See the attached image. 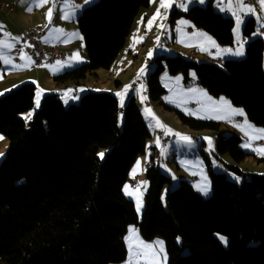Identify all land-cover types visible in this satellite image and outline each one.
<instances>
[{"label":"trees","instance_id":"trees-1","mask_svg":"<svg viewBox=\"0 0 264 264\" xmlns=\"http://www.w3.org/2000/svg\"><path fill=\"white\" fill-rule=\"evenodd\" d=\"M149 1L84 4L76 24L87 59L56 74L54 81H79L109 69L136 14ZM181 16L219 44H234L233 18L217 11L211 0L185 11L172 8L170 23ZM255 26L253 16L242 26L244 57L226 58L221 66L179 53H157L145 81L150 100L174 111L190 129L220 130L219 121L193 117L161 101L164 71L182 74L185 82L192 71L210 94L243 106L247 119L264 128V40L254 35ZM35 92V84L24 81L0 94V133L8 141L0 160V264L121 262L128 225L138 227L144 239L165 240L166 264H264V172L240 166L249 153L238 134L223 133L215 154L236 179L215 172L206 158L212 193L203 197L185 178L171 188L170 174L150 162L138 215L122 187L136 157L145 152L151 130L133 94L120 105L113 92L88 90L77 103L65 105L60 93L48 92L26 117L34 108ZM219 235L227 237L226 245Z\"/></svg>","mask_w":264,"mask_h":264},{"label":"crops","instance_id":"crops-1","mask_svg":"<svg viewBox=\"0 0 264 264\" xmlns=\"http://www.w3.org/2000/svg\"><path fill=\"white\" fill-rule=\"evenodd\" d=\"M208 1L209 0H204V3ZM36 2L37 0H0V41L13 43L15 45L10 51L7 49H0V91H8L24 81L33 82L36 87L34 97L36 106L40 97L48 92H58L64 101L70 100V102H75L84 91L92 89L96 91H109L113 92L117 96L120 105H123L126 98L128 99L131 94H133L136 101V92L139 91L142 92L141 95L143 97L141 96V101L144 102V106L151 108V110L155 112L157 109L151 107L145 97V83H138L134 89L130 86L136 80H140L141 77L145 76V73L151 65V63L148 65L147 61H152L157 53H179L186 57L191 56L195 60L211 59V61L217 64H220L226 58L236 57V55L225 50L235 52L238 47L219 44L211 34L195 26L188 18L181 16L174 23H170L169 14L172 8L175 7L181 11H185L184 8L178 7L177 4L186 3L188 8L189 5L192 4L201 5L199 0H169L172 6L167 10L161 9L160 16L153 21L151 27H148V20L156 13L161 2V0H150L148 6L141 8L136 14L125 44L109 69L96 70L79 81L56 83L54 81V76L56 74L71 69L87 59L82 37L76 24L77 14L82 6L86 4V0H47V3H44L42 7H35L34 5ZM40 2H43V0H40ZM211 2L217 11L233 18L235 23L234 29L236 28V16L233 15V13L239 12L241 24L238 33L233 29L234 42L236 40L245 44L241 31L243 24L250 16H253L255 24L256 21L258 22V30L257 32L255 30L254 35L262 36V38L264 37V32H262V29H264V11H261L260 0H253L252 5L246 4L244 0V4L247 7L243 12H240L239 9L235 7L236 0H231L232 7L230 10H221L229 8L230 0H211ZM11 4L13 6L9 7ZM72 5H78L80 7L74 9ZM29 7L32 8L31 12L26 10ZM50 7L53 9L52 16L50 20H47L45 13ZM249 8L251 9L250 12L248 10ZM65 12L74 13V15L64 19L62 15ZM34 25H43L46 28L42 40L44 48L47 50L49 45L57 44L63 52V57L53 63H44L38 67L32 66L30 46L28 42L22 41V39L24 33ZM21 52H23L24 58H21ZM77 55L80 62H73ZM58 61L61 62V64H70L71 66L61 67V64L57 63ZM13 65L23 67H13ZM161 81L163 83H170L169 87L163 85L166 90L167 100L170 99L169 95L171 94L187 96L189 91H192L191 95L193 97H198L200 99L203 97L205 99L206 103L203 102L202 107L221 106L227 108L229 111L239 110L233 108V105L228 99L219 96H214L215 101H211V97L209 96L210 93L207 89L201 85L194 84L197 80L185 82L182 75L178 77L177 74H175L174 77H168L166 71H164L161 74ZM204 90L207 91L208 95ZM167 91H169L168 94ZM117 93H121L122 95L118 96ZM122 100L123 103L121 102ZM224 102L227 103L225 104ZM175 103L179 104L181 102ZM191 105L192 103L190 107L186 106L184 110H189V112L196 111L197 114L200 115L201 109L196 106L192 107ZM231 116H234L233 118H235V120L236 118L241 119V121H233V119L231 121L234 123L239 122L237 123V127L240 130L237 134L241 137L242 148L249 153L240 163V166L247 171L264 172V154L256 151V149L264 148V139L257 138L256 136V132L260 129L246 122L244 115ZM160 117H162V114ZM162 123L164 132L169 134L170 130L164 122ZM234 131L236 132L237 130L235 129ZM157 138L158 137H156V139ZM7 144V138L0 133V160L5 152ZM245 145H247V147ZM190 149H195V147L192 146ZM149 150V157L151 159L153 153L156 152V144H151ZM201 152L202 155L205 153L202 148ZM145 154L146 150L143 156H145ZM204 157L205 159L209 158L207 154ZM216 159L222 164L221 160L218 158ZM222 159L229 161L227 157L224 156H222ZM143 162L146 167L150 163L145 158H143ZM210 163L214 168L218 167L214 165L211 160ZM184 167L188 170H184L182 174H176L172 182L176 180V177L185 176L187 179H190L197 191L199 187H207L209 190L210 187L209 183L206 182V177L199 174L201 171L197 173L193 167Z\"/></svg>","mask_w":264,"mask_h":264},{"label":"rangeland","instance_id":"rangeland-1","mask_svg":"<svg viewBox=\"0 0 264 264\" xmlns=\"http://www.w3.org/2000/svg\"><path fill=\"white\" fill-rule=\"evenodd\" d=\"M91 4V3H90ZM207 3L203 4H198L200 6H205ZM247 4V3H246ZM89 5V3H88ZM87 6V5H85ZM191 6V5H189ZM255 30L257 32L258 30V22L256 21V26ZM82 37V36H81ZM264 38V37H263ZM82 43L84 46V41L82 38ZM240 45L243 46L244 49V54L241 56H236L233 59H241L245 55V44L243 42H238L235 40L233 46L235 47H240ZM171 54V53H170ZM172 55V54H171ZM170 55V56H171ZM188 58H192L189 56ZM194 59V58H192ZM153 60V59H152ZM198 61H203V62H214L209 60H198ZM153 63L149 66L147 72L145 73V77L150 75L152 69H153ZM220 66L222 65L221 63L219 64ZM168 77H174L175 74H170L166 72ZM182 74L177 73L178 77H181ZM195 81L196 78L194 76V73L191 71L189 74V81ZM196 83V84H195ZM195 85H200L198 81L194 82ZM165 87H169L170 83H163ZM146 91H145V97L147 101L150 103L151 107H154L157 109V111L151 110V108H147L144 106V102L141 101V94L142 92H136V103L138 107L140 108L142 115L145 119V122L149 129L151 130V137L147 140L146 143V154L143 156V154H140L136 157L135 161L130 167L128 177L122 187L123 193L131 198L133 200V203L135 205L136 211L138 215L141 213L143 207H144V198H145V192L147 190V180L145 177V169L146 166H144L143 158H145L148 162H154L156 165L158 164L159 167L161 168L162 172L170 174L172 179H174V176L176 174H182L184 170H188L184 166H190L193 167L197 173L201 171L199 174L203 175L206 177V182L209 183V177L207 175V166H206V159L202 155L201 148L204 150V152L207 154L209 159L213 162L214 165L218 166L217 168H214L212 165V169L217 172H226L228 178L230 179H236L235 176L227 170V168L220 164L217 159L216 155V142L218 141L219 137L223 135V133H236L239 132L240 129L237 127V123L239 122H232L236 121L234 116H231V112L221 106H208V107H202V103L205 102V99L202 97V99L198 97H193L191 95L192 91H189V94L187 96L184 95H179V94H171L170 99L167 100L166 98V92L164 96L162 97L161 101L168 103L170 105H173L175 107H178L182 109L185 113L192 115L193 117H198V118H206V119H211L215 121H219L221 124L220 130H211V129H200V130H193L188 128L186 125L182 124L178 117L176 116L175 112L172 110H167L164 109L163 105L159 104V101H152L149 98L148 94V89L147 85L145 84ZM164 87V88H165ZM202 89V88H201ZM93 90V89H92ZM139 90V88H138ZM203 90V89H202ZM103 91V90H102ZM205 93L207 94V91L204 90ZM5 91H0V94H4ZM169 91H167V94ZM44 95V94H43ZM43 95L40 97L39 101L37 102V106L40 103L41 98ZM208 95V94H207ZM81 96V95H80ZM211 97V101H215L214 96L209 94ZM143 97V96H142ZM224 99V96H219ZM80 98V97H79ZM79 98L75 101L77 103L79 101ZM166 98V100H165ZM127 100V98H126ZM126 100L124 101L123 104H125ZM119 101V100H118ZM175 102H181V103H175ZM65 105L70 104L69 101H64ZM194 104L196 107L201 109L200 115L197 114V112H192L189 110H184L186 106L190 107V104ZM34 105V108L28 112H26L25 116L29 117V113L32 114L33 110L37 107ZM233 108L242 110L244 113V119L246 122L251 123L253 127H258L259 129H264L261 126L255 125L251 121H249L246 117L245 110L243 106L241 105H233ZM162 114V117L160 115ZM231 116V117H230ZM241 121V119H240ZM164 122L167 126V128L170 130V135L175 136V140L167 143V144H162L159 139L157 140V130H163ZM237 130L236 132L234 130ZM168 134V133H167ZM181 137H188L191 140V143H187L183 140H181ZM203 142V143H202ZM156 144V152L153 153V157H149L150 155V150L149 147L151 144ZM194 146L195 149H190V147ZM177 148V149H176ZM221 156L227 157V159L230 161V158L228 154L224 155L222 154ZM225 161V162H229ZM203 165H202V164ZM201 169V170H198ZM195 173V174H197ZM137 178V179H135ZM187 179V177H176V180L172 182L171 188L177 186L179 184L180 179ZM190 180V179H188ZM209 190L205 193L201 191V188L204 187H199L198 193L201 194L203 197H208L211 195V186L209 184ZM165 190L162 193V196H164ZM139 209V210H138ZM219 240L226 245L227 244V237L223 235H219ZM123 240L126 246V257L123 261L113 263V264H166V254H165V240L161 236H156L153 239L147 240L144 239L138 229L135 225H128L124 235H123Z\"/></svg>","mask_w":264,"mask_h":264},{"label":"snow or ice","instance_id":"snow-or-ice-1","mask_svg":"<svg viewBox=\"0 0 264 264\" xmlns=\"http://www.w3.org/2000/svg\"><path fill=\"white\" fill-rule=\"evenodd\" d=\"M92 0H86V3H91ZM199 2L201 4L204 3V0H199ZM44 3H47V0H43V2H40V0H37V2L35 3V7H42ZM260 5H261V11H264V0H260ZM172 6V3L169 2V0H161L160 2V5L156 11V13L153 15V17H151L149 20H148V27H151L153 21H155L161 14L160 10L161 9H165L167 10L168 8H170ZM178 7H181V8H184L186 10L187 8V4L186 3H179L177 4ZM72 7L74 9H78L80 6L78 5H72ZM232 7V4H231V0H230V3H229V8L228 9H221V10H230ZM235 7L237 9H239L240 12H243V10L247 7L245 4H244V0H236V4H235ZM27 11L31 12L32 11V8L29 7L26 9ZM249 12L251 11V9L249 8L248 9ZM52 11L53 9L50 7L48 9V11L45 13V17L47 20H50L51 19V16H52ZM71 15H74V13H67L65 12L63 15H62V18L64 19H67L69 18V16ZM233 15L236 16V28L234 29V31H236L237 33L239 32V26L241 24V19H240V15H239V12H234ZM162 27V25H161ZM12 39H16V38H12ZM15 45L13 43H9V42H3V41H0V49H7V50H11ZM233 55H236V56H241L243 55V46L241 45L235 52H232L231 50H225ZM21 58H24V54L23 52H21ZM6 62V61H5ZM73 62H80L79 60V57L77 55L76 59L73 61ZM58 64H61V62H57ZM65 66H71L70 64H61V67H65ZM13 67H23V66H16V65H13ZM67 95V93H66ZM118 96H121L122 94L121 93H117ZM123 103V100L121 101ZM225 104L227 102H224ZM231 112V115H240V116H243L244 113L242 110H230ZM29 116H31V113H29ZM256 136L257 138H260V139H264V129H260L256 132ZM181 140L187 142V143H191V140L188 138V137H181ZM247 147V145H245ZM256 151L264 154V148H260V149H256ZM101 156L103 154H100ZM201 191L203 192H207L208 189L207 187H204V188H201L200 189ZM139 210V209H138Z\"/></svg>","mask_w":264,"mask_h":264},{"label":"built area","instance_id":"built-area-1","mask_svg":"<svg viewBox=\"0 0 264 264\" xmlns=\"http://www.w3.org/2000/svg\"><path fill=\"white\" fill-rule=\"evenodd\" d=\"M245 3H247L248 5H252L253 0H245ZM12 6V4L9 5V7ZM45 31L46 28L43 25H34L23 35L22 41L28 42L30 46V55L33 67H38L44 63H53L63 57V52L57 44L49 45L47 50L44 48L42 40ZM262 32H264V29H262ZM147 63H149V61H147ZM138 83H142V77L140 78V80H136L134 83H132L130 87L134 89L138 85ZM236 120H240V118H236ZM160 132L162 144H167L175 140L174 135L167 134L164 132V130H160Z\"/></svg>","mask_w":264,"mask_h":264},{"label":"bare ground","instance_id":"bare-ground-1","mask_svg":"<svg viewBox=\"0 0 264 264\" xmlns=\"http://www.w3.org/2000/svg\"><path fill=\"white\" fill-rule=\"evenodd\" d=\"M150 63H151V61H149L148 65H150ZM145 81H146V77L143 76V77H142V83H145ZM192 105H194V104H192ZM192 105H191V106H192ZM194 106H195V105H194ZM194 106H192V107H194ZM157 137H158L159 141L161 142V132H160L159 129L157 130ZM135 179H137V178H135Z\"/></svg>","mask_w":264,"mask_h":264}]
</instances>
